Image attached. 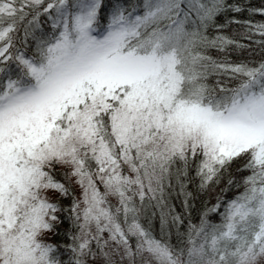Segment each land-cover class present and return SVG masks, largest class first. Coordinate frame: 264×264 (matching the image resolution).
<instances>
[{"label":"snow or ice","instance_id":"snow-or-ice-1","mask_svg":"<svg viewBox=\"0 0 264 264\" xmlns=\"http://www.w3.org/2000/svg\"><path fill=\"white\" fill-rule=\"evenodd\" d=\"M245 10L264 16L239 0H0V264H264V60L211 54L248 47L231 24L264 51V22H219ZM233 167L243 191L185 225L172 191L187 212L189 183Z\"/></svg>","mask_w":264,"mask_h":264},{"label":"trees","instance_id":"trees-1","mask_svg":"<svg viewBox=\"0 0 264 264\" xmlns=\"http://www.w3.org/2000/svg\"><path fill=\"white\" fill-rule=\"evenodd\" d=\"M241 4L245 6L247 9L248 7L252 8H259L264 7V0H239ZM232 16H235L237 19L240 20H252L255 22H264V16L259 14L257 15H249L248 11L245 10L242 13L235 14V13H228L227 17H220V23H226L227 19H230ZM223 34L228 35L240 43L248 45L246 48L236 49L234 46L230 47L228 52L225 53H217L215 50H212L211 54L217 59H224L225 56L227 60L231 62H253L259 63L260 61L264 60V51H261L260 45L254 44L252 41L245 39L242 36L244 32V28L240 25L231 24L228 25L227 28L223 29ZM211 35H215V30L210 31ZM255 40H259L260 37H254ZM211 82H215V77L210 78ZM225 82L228 86L233 87L236 85L238 81H231L228 80L227 77L224 78ZM194 176V173H193ZM60 178L59 176L57 177ZM229 178L235 179L236 181L241 180V173L237 172L235 167L231 169L228 173L225 174L223 180L218 186H212L207 191H201L198 189V179L195 182L189 183L187 185V190L192 193V197L190 198L191 207L185 212L183 207L184 196L180 193L179 188H176L171 193V197L169 199V204L174 208L176 212L184 213L185 214V225H187L188 220L190 219L192 223L198 224L201 214L205 211L206 208L211 207L213 204L216 203L217 198L219 197L221 200H229L236 196L239 192L243 191L242 185L232 186L229 187L227 185V181ZM224 190V191H222ZM79 195V193H77ZM67 203V201H65ZM212 219L215 222L218 217L214 214L212 215ZM146 226L147 222L145 221ZM152 227L154 234L159 238L161 236L160 232V222H159V211L157 210V215L152 220ZM184 229L182 228L181 231ZM48 239L51 242H56V237L49 235ZM171 242L173 244H177L179 241L177 239V235L173 230V234L171 236ZM66 258V257H65Z\"/></svg>","mask_w":264,"mask_h":264}]
</instances>
